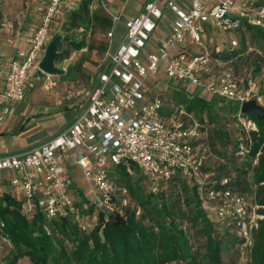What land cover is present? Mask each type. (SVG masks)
<instances>
[{"label": "built area", "instance_id": "2783aa9c", "mask_svg": "<svg viewBox=\"0 0 264 264\" xmlns=\"http://www.w3.org/2000/svg\"><path fill=\"white\" fill-rule=\"evenodd\" d=\"M67 2L48 1L29 48L19 51L6 65L0 49V130L5 118L13 113V106L25 100L29 74L40 70L52 25ZM163 8L174 17L169 30L161 35ZM120 20L114 17V23ZM244 23L264 30V7H256V0L149 2L139 16L126 19L125 42L100 65L96 87L65 130L23 152L3 153L0 144V193H8L21 202L29 216L41 212L49 219L71 218L88 231L93 228L90 223L97 224L100 212L106 214L105 219L110 214L119 215L117 198L128 205V190L117 183L120 172L114 176L118 171L128 175L138 171L155 189L182 176L193 181L202 196L207 195L209 217L215 212L219 220H236L250 244L252 230L264 216L254 221L252 206L245 196L213 186L216 182L204 170L206 156L201 152V141L205 133L200 123L184 116L183 111L166 118L163 100L151 96L148 85L165 65L172 81L204 88L213 97L240 105L249 100L251 93L240 94L229 71L221 73L213 83L211 55L191 51L195 45L204 46L215 30L233 34ZM115 33L109 32L108 38L114 39ZM231 39V47L237 48L239 40ZM80 95L71 92L67 100ZM244 120L247 131L257 130L253 120ZM76 168L89 180L93 200L82 196L74 186L71 174ZM221 184L228 185V180L223 179ZM91 207L93 213H89Z\"/></svg>", "mask_w": 264, "mask_h": 264}, {"label": "trees", "instance_id": "16d2710c", "mask_svg": "<svg viewBox=\"0 0 264 264\" xmlns=\"http://www.w3.org/2000/svg\"><path fill=\"white\" fill-rule=\"evenodd\" d=\"M93 2L80 1L79 7L68 16L64 41L69 46L63 49L60 45L56 64L68 60L73 51L87 47L85 40L70 39L71 30L88 31L93 22L109 32L114 30L111 19L92 11ZM256 7H264V0L256 1ZM237 34L240 50L230 47V51L214 52L211 56L215 60L221 57L234 62L245 57L253 46L255 50L247 58L251 60L253 73L261 72L264 30L244 23ZM246 35H250L249 41ZM98 78L97 72L93 89ZM175 98L180 100L177 104L183 108L184 116L194 114L192 118L200 123L205 134L212 125L220 123L219 115L214 113L216 102L201 97L190 99L187 93L180 91L174 93L172 99ZM234 104L230 105L229 113L241 115V105ZM182 110L178 107L164 111V116L171 118L180 115ZM253 121L257 130L247 131L240 126V137L234 141L227 131L213 127L209 139L201 143L207 144L217 163L213 167L205 165L204 170L211 175L213 183L216 181L215 188H228L247 199H250L249 194L254 195L253 204L264 216V121ZM120 174L117 183L128 190V205L124 206L121 198L116 199L120 206L117 214L123 222L115 226L117 215L110 214L105 219L106 214L100 212L97 224L88 231L71 218L49 219L41 212L29 216L23 211L21 202L8 193H0L3 223L0 240L10 241L13 247L7 257L8 264H18L25 258L31 264L60 261L64 264H237L245 253L249 264H264V219L258 221V227L252 230L251 243L247 244L236 220L229 219L228 224L220 228V224L210 219L207 195L202 196L193 181L177 176L158 189L146 191L141 185L146 179L138 171L128 175L120 170ZM223 179L228 180V185L221 184ZM89 211L93 213L94 208Z\"/></svg>", "mask_w": 264, "mask_h": 264}, {"label": "rangeland", "instance_id": "374dc122", "mask_svg": "<svg viewBox=\"0 0 264 264\" xmlns=\"http://www.w3.org/2000/svg\"><path fill=\"white\" fill-rule=\"evenodd\" d=\"M151 1L153 0H94L92 5L93 12L111 19L113 23L114 17L121 19L119 22L114 23V25L116 24V27L114 26V29L116 28L114 39L110 40L108 38L109 29L107 30L95 22L85 32L73 29L68 34L70 39L73 41L76 39L85 40L87 47L80 51H73L68 60L57 63V67L64 69L66 74L62 76H50L39 71L35 76L36 70L30 72L28 79L29 85H31H28L30 89L26 93V100L16 109L9 126L10 132H14L23 124L26 125V131L16 138V145L37 146L53 138L71 124L74 116L76 117L80 114L88 101L93 89L92 84L96 81L100 65L104 63L110 53L115 52L125 42L123 37L126 33V18H133L143 13L145 6ZM43 2L42 0H0V23H2L0 27V42L8 44L16 40L25 41L30 39L42 24L44 9L48 4V2L46 4ZM79 3L80 1L78 0H68L52 25V37L56 33L63 35L61 43L63 49L69 46V43L64 41L66 34L64 25L71 11L79 7ZM163 13L164 17L161 20L162 29L159 32L161 35L169 30L170 21L174 17L167 8H163ZM211 34L212 38L207 40L204 46L195 45L192 47V53L201 54L208 52L210 55H213L214 52L222 53L230 51L231 38H238L237 33L228 34L218 29ZM246 38L249 41L251 37L250 35H246ZM240 45L236 50L241 49ZM254 50V47L251 46L245 57H239L234 62L225 61L221 57L215 60L211 56L213 59L211 66L212 81L216 83L221 73L229 71L235 78L239 93L247 94L250 92V99L257 98L260 104L264 106V67L261 72L254 74L251 60L247 58L248 54ZM253 58L256 57L253 56ZM148 85L150 89L149 94L163 100L165 104L164 111L166 112L173 109L177 110L178 107L180 111L183 109L177 104L180 102L179 99H172L174 93L178 91L187 93L190 99L201 97L208 102H216L214 113L219 115L220 123L217 126L212 125L210 131L213 127H220V129L230 134L233 141L240 137V126L247 124V121L241 115L229 113V107L230 105H235L234 102L223 98L217 99L204 88L196 89L189 84L172 81L166 74L165 65H162L157 76L151 77ZM74 91L80 92V97H75L71 101L67 100L68 95ZM182 111L184 112V110ZM193 115L189 116L192 117ZM204 115L205 118H208L206 114ZM210 131L208 134L203 135L202 139L204 141L209 139ZM3 144L5 145V139L3 140ZM207 147V144H204L201 147V152L206 156V166L213 167L217 163V158L212 152H209ZM11 150L18 152L28 149L14 147ZM119 172L115 173L114 176L117 177ZM71 177L79 192L85 195L87 199L93 200L94 191L83 171L76 168L72 172ZM142 181L141 185L146 191L156 188L150 181ZM7 190L10 189L7 188ZM249 196L248 203L252 206L250 213L254 221H257L263 216L259 214V208H256L257 206L253 204L254 195L249 194ZM214 210L216 211V209ZM210 219L214 223L220 224V228L221 225L225 226L228 224V220L226 219L219 220L215 212H213V216ZM91 225L94 227L96 222L90 223ZM12 250L13 247L10 241L6 239L0 240V264H8L7 257ZM18 264H31V262L28 258H25L20 260ZM51 264L64 263L60 261L59 263L51 262ZM237 264H249L247 253L242 255Z\"/></svg>", "mask_w": 264, "mask_h": 264}, {"label": "water", "instance_id": "95a60500", "mask_svg": "<svg viewBox=\"0 0 264 264\" xmlns=\"http://www.w3.org/2000/svg\"><path fill=\"white\" fill-rule=\"evenodd\" d=\"M62 41L63 35L56 33L47 45L44 57L39 64V69L44 74L50 76H62L66 74V71L64 69L58 68L56 64ZM240 114L242 117L249 118L250 120L257 119L259 121H264V106L260 104L257 98H253L244 101L241 104ZM122 222V217L117 215L114 225L119 226Z\"/></svg>", "mask_w": 264, "mask_h": 264}, {"label": "crops", "instance_id": "0c3cea01", "mask_svg": "<svg viewBox=\"0 0 264 264\" xmlns=\"http://www.w3.org/2000/svg\"><path fill=\"white\" fill-rule=\"evenodd\" d=\"M48 1L49 0H42V2L45 3V4ZM126 19H128V18H126ZM1 25H2V23H1ZM1 25H0V27H1ZM114 26L116 27V24ZM114 30L116 32V28ZM33 35L30 37V39L25 40V41H17L16 40V41H12L11 43H8V44L5 43V42H0V49L3 48V50H1V53L3 55L4 65H6L8 62H10L12 59H14L19 51L26 50V49L29 48L30 40L33 37ZM39 71L40 70H36L35 71L36 72L35 76L38 74ZM28 85H29V81H28ZM29 86L27 87V93L29 92V89H30ZM25 100H26V98H25ZM25 100L23 102H25ZM23 102L15 104L13 106V113L10 116H7L5 118L3 124H2L1 130H0V144H1V151L3 153L23 152V150H20L18 152H15V151L11 150V148H14V147L21 148V149L25 148V149H28V150L33 148V147H35V146H31V145H27V146L16 145V138L19 137L22 133H24L26 131V125L25 124H23L18 130L14 131V132H10V130H9V126H10V122L12 121V117H13L16 109L19 108L22 105ZM76 117L74 116L73 121L76 119ZM4 139H5V145L3 144V140ZM24 151H26V150H24Z\"/></svg>", "mask_w": 264, "mask_h": 264}]
</instances>
